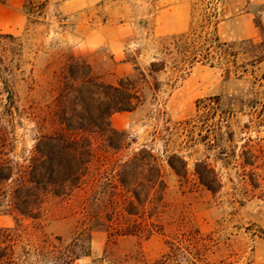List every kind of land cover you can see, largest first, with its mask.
Masks as SVG:
<instances>
[{"label": "rangeland", "instance_id": "obj_1", "mask_svg": "<svg viewBox=\"0 0 264 264\" xmlns=\"http://www.w3.org/2000/svg\"><path fill=\"white\" fill-rule=\"evenodd\" d=\"M187 1L191 18L184 34L190 26L197 34L203 26L212 31L206 4L223 19L251 14L241 22L240 36L253 30V39H234V30L224 25L216 30L222 42L236 44L234 63L186 64L185 73L176 74L169 61L166 72L150 76V63L154 58L170 60L165 48L172 50V37L183 33L158 36L148 18L143 24L135 22L126 41L127 69L111 72L106 50L89 57L90 63L96 58L95 75L104 74L113 84L131 78L143 95L142 106L115 114L112 126L128 134L129 149L122 154L152 149L161 160L167 189L156 223L162 234L149 239L110 237L109 221L118 218L124 194L111 167L96 160L90 168L96 181L88 194L50 198L39 221L26 220L9 211L6 201L0 202V228L19 224L24 230L22 246L31 251L21 260L24 264H264V0ZM59 2L29 1L23 29L0 28L1 153L18 168L26 165L36 139L57 127L54 112L73 88L66 72L71 55H77L73 20L60 13ZM176 52L173 49L174 57ZM227 68L232 71L229 77ZM209 99L213 109L204 111ZM94 146L100 155L121 159L101 140ZM172 155L186 161L183 177L165 163ZM201 161L219 179L214 194L194 173ZM71 252L83 255L68 262Z\"/></svg>", "mask_w": 264, "mask_h": 264}, {"label": "trees", "instance_id": "obj_2", "mask_svg": "<svg viewBox=\"0 0 264 264\" xmlns=\"http://www.w3.org/2000/svg\"><path fill=\"white\" fill-rule=\"evenodd\" d=\"M4 1L0 0V3ZM211 10L215 12L211 4H206L209 14L206 20L212 31H204L206 27L203 26V31L197 34L191 26L188 33L172 37L177 57L173 56V49L165 48L164 54L170 60L154 58L148 69L150 76L166 72L169 61L171 71L176 74H184L186 64L191 67L200 62L215 67L217 60L221 64L235 62L233 49L236 44L220 40L216 30L222 17ZM2 36L0 34V38ZM79 58L80 55L72 54L67 66L73 88L64 104L54 112L58 125L50 134H41L36 139L26 165L18 168L13 161L4 159L0 142V202L6 201L9 211L26 220L39 221L50 198L88 194L96 181L90 168L98 160L102 166L111 167L116 185L124 194L118 218L109 221L107 231L110 237L114 234L149 239L162 234V228L156 223L167 189L161 160L152 149L122 154L129 149L128 134L112 126L115 114L131 113L142 106L143 95L133 79L122 78L116 84L108 83L102 74L95 75L93 67L80 62ZM231 72L230 68L226 69L227 77ZM213 104L214 101L209 99L202 108L210 111ZM204 138L209 140V135ZM97 140L105 143L106 149L116 156L121 155V159L97 153L94 146ZM217 141L210 145L214 147ZM165 163L177 176L186 174L184 158L172 155L165 159ZM194 173L208 191L214 194L219 190L217 174L206 161L195 163ZM23 231L19 224L12 229L0 228V264H24L21 260L31 254L26 244L22 246ZM70 254L68 262L83 255L78 252Z\"/></svg>", "mask_w": 264, "mask_h": 264}, {"label": "crops", "instance_id": "obj_3", "mask_svg": "<svg viewBox=\"0 0 264 264\" xmlns=\"http://www.w3.org/2000/svg\"><path fill=\"white\" fill-rule=\"evenodd\" d=\"M52 0H5L0 3V28L8 32L23 29L27 23L26 3ZM58 8L63 16L71 18L73 24L72 41L76 53L90 63L89 57L106 50V66L111 72L127 69L125 59L127 40L132 34L137 20L143 24L149 19L153 31L158 36L168 33L182 34L190 24L191 7L187 0H59ZM250 13L221 19L219 26L234 30V39H253L255 31L240 36L242 21L250 19ZM191 27V26H190ZM190 29V28H189ZM184 34V33H183ZM104 55V54H103ZM94 58L92 66L95 64ZM93 67V66H92ZM104 76V74H102Z\"/></svg>", "mask_w": 264, "mask_h": 264}]
</instances>
